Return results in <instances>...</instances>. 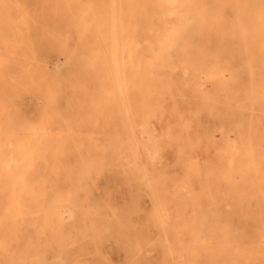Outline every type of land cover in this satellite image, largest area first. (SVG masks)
Wrapping results in <instances>:
<instances>
[{"label": "rangeland", "instance_id": "1", "mask_svg": "<svg viewBox=\"0 0 264 264\" xmlns=\"http://www.w3.org/2000/svg\"><path fill=\"white\" fill-rule=\"evenodd\" d=\"M19 1L0 0V113L13 107L18 112L9 119L16 126L31 128L29 138L33 151L24 165L15 167L11 162L9 166L13 172L24 173L26 180L31 177L27 181H33L35 186L28 184L29 188L37 189L36 194L45 204L32 207L31 220L20 225L24 229L22 249L0 252V264H129L134 248L147 258L144 264H161L166 253L155 249L153 242L165 238L171 246L185 247L190 226L188 194L199 191L211 195L212 201L207 204V200H198L194 219L203 217L210 221L212 218L216 222L220 220L218 211L222 213V226L200 230L207 243L220 240L223 251L218 254L211 249L203 252L195 248L188 255L189 260L195 264H264V213L257 214L255 208L246 206L238 210L233 206L217 209V173L206 174L202 169L200 172L198 166L193 167L194 171L183 170L174 159L175 142L159 139L163 160L149 164L147 171L131 169L126 159L123 171L97 166L95 147L102 146L100 150L105 157L106 143L124 137L121 0H45V12L34 7L42 3L40 0H27L34 9L23 10L18 9ZM67 8L75 12L67 16ZM86 8H90L87 14ZM25 32L29 34L27 39ZM24 38L27 45H20ZM17 39V45L13 44ZM36 39L44 44H36ZM18 46L22 48L17 49ZM67 53L74 54L66 56ZM65 59L69 64L64 63ZM47 81L53 82L54 87ZM56 99L57 108L53 107ZM60 102L64 104L60 106ZM47 104L51 105L48 113ZM212 126L215 134V123ZM140 128L144 135L151 130L157 135L169 130L181 139L186 137L169 108L162 119L152 116L150 123ZM189 132L193 140L200 137L193 154L199 159H212L208 164L215 166L217 143L207 139L205 131L194 121ZM40 142L46 151L43 157L36 152ZM197 167L199 171L195 170ZM202 177L214 179L215 185L203 183ZM75 179L80 180L79 184ZM156 188L164 196L162 199L157 198ZM149 206L153 210L148 211ZM158 220L169 221L165 223V233L156 226ZM165 258L171 264L180 263L177 255L167 253Z\"/></svg>", "mask_w": 264, "mask_h": 264}, {"label": "bare ground", "instance_id": "2", "mask_svg": "<svg viewBox=\"0 0 264 264\" xmlns=\"http://www.w3.org/2000/svg\"><path fill=\"white\" fill-rule=\"evenodd\" d=\"M40 1L42 3L34 7L45 12V0ZM121 3L124 42L121 68L124 137L120 141L106 143L108 151L105 157L100 150L102 146L95 147L94 158L99 162L97 166L99 168L115 167L123 171L125 164L123 160L126 159L131 169L142 172L155 160H163L159 139L173 141L177 146L174 159L180 162L183 170L194 171L193 167L198 166L206 174L217 173V199H219L217 209L233 206L238 210L246 206L255 208L257 214L264 213V0H121ZM34 7H30L27 0H20L18 3V9L22 10L34 9ZM90 8H86V14ZM67 10V16L75 12L73 8H67ZM111 18L113 19L112 15ZM24 34L27 39L29 34L26 32ZM113 36L112 34L111 37ZM25 38L22 40L25 41ZM23 41L20 45H27V42L25 41V44ZM17 42H19L18 39L13 41V44L17 45ZM35 43L44 44L40 39H36ZM112 44L111 47H113ZM18 48L22 47L18 46ZM17 49L16 51L20 52ZM10 51L12 52V49ZM67 54L65 55L69 56L70 53ZM17 58L20 59V57ZM69 59L72 58L69 57ZM111 59L114 60L112 56ZM182 74L185 75L184 78ZM50 84L52 86L53 82ZM51 89L53 92L54 89ZM47 98L50 100V97ZM58 99L61 101L60 98ZM58 99L54 103L59 102ZM62 103L57 104L61 106ZM48 107L47 113L51 110V105ZM53 107H56V103ZM166 108L175 115L176 125L186 136L184 139L169 130L161 135H157L154 130L145 135L144 132L142 133L140 127L150 123L152 116L162 119ZM17 112L11 107L0 113V252L2 254L22 249L24 229L20 225L31 220L33 206L41 207L45 204L36 194L38 190L31 189L35 186L33 181L31 182L34 185L27 181L31 180V177L26 180L23 178L24 173L10 170L11 162L15 167H20L33 151V144L29 138L30 126H21L22 124L16 126L9 119ZM191 121H194L200 130L205 131L207 139L217 143L215 166L208 164L212 159L207 157L199 159L193 154V148L200 144V137L197 136L193 140L189 136ZM213 123L216 125L215 134L212 129ZM179 139L183 141V144ZM36 152L41 155L46 153L42 142L38 144ZM35 156L38 160V156ZM86 165L92 167V164ZM198 167L195 170L199 171ZM76 179L75 182H80ZM202 182L211 186L215 185L214 179L206 177H202ZM28 184L33 186L29 188ZM156 195L159 199L164 197L158 188H156ZM211 199V195L201 191L188 194L190 226L185 247L182 244L171 246L165 238L155 239L153 242L155 249L157 247L160 253H166L161 264L168 262L165 258L167 253L172 256L177 255L180 259L179 264H195L188 257L191 250L195 248L203 252L211 249L221 254L223 249L220 240L207 243L206 236L200 229L205 227L212 229L214 225L222 226L224 223L222 213L218 211L220 220L216 222L211 221L212 218L210 221L203 217L194 219L196 202L207 200L208 204L209 200L212 201ZM51 203L53 206L54 202L51 201ZM151 207L149 206L148 211L153 210ZM160 209L159 211H162ZM208 215L211 216V214ZM166 222L169 223L168 220ZM166 222L163 220L156 222V226L163 233L166 232ZM134 249L137 251L134 252ZM134 249L131 251L132 259L129 264H144L147 258L138 248Z\"/></svg>", "mask_w": 264, "mask_h": 264}]
</instances>
